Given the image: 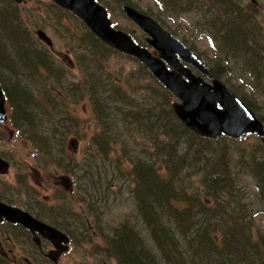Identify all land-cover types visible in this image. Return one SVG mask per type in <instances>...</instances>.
I'll list each match as a JSON object with an SVG mask.
<instances>
[{
	"label": "trees",
	"instance_id": "1",
	"mask_svg": "<svg viewBox=\"0 0 264 264\" xmlns=\"http://www.w3.org/2000/svg\"><path fill=\"white\" fill-rule=\"evenodd\" d=\"M119 2V5L128 4L136 8L126 0ZM155 2H159V9L165 6L173 11L174 7H178L182 13L200 12L201 18L209 15L211 21H207L210 24L206 26L210 32L198 33L209 36L211 43L215 37H220L226 51L233 58L242 60L238 63L234 59L236 66L241 69L244 60L246 69H241L243 73H248L255 81L264 79V41L257 43L253 39L250 29L253 13L249 11V6L242 12L232 0ZM155 17L158 18V15ZM0 33H5L9 43L18 50L17 53L0 52V65L6 67L8 73V81L4 82L0 77V86L6 99L9 126L15 128L20 136L21 126L34 125L36 120L24 108L34 105L30 99L33 92L23 89L28 81H43L44 97L52 105H64L69 101V104L78 106L80 101L76 97L79 96L90 108L93 126L97 130L92 134L91 146L101 160H95L97 163L85 173L87 179L83 177V180L77 176L73 164L67 163L66 168H62L67 175H72L74 184L80 183L81 179L85 185L81 188V200L88 211H97L99 201L108 204L109 195L115 197L110 183H104L108 176L106 170L111 167L113 172L120 167V163L127 165L126 170L121 172L118 169L116 173L122 177L124 187L132 197L136 216L134 221L124 220L112 227L103 247L108 259L116 264H264V230L254 225L248 193L236 186L234 168L238 167L243 172L241 166L246 164L237 159L238 165L232 167L226 145H215L188 131L173 113V97L144 67L139 65L141 70L135 79L147 74L158 87L153 92L145 88L142 101L136 104L129 100L120 76L108 73L107 67L101 63L106 56L117 52L104 46L87 30L84 32L86 38H78L77 43L71 46L75 52L79 46H85L76 55L75 67L78 63L81 74L77 83H60L64 74L62 66L55 64L43 45L39 44L41 49L37 47L38 44L34 43L16 14L11 21H0ZM4 43L0 38V48L4 47ZM19 62L23 66L19 67V74L25 76V81L16 72ZM220 66V63L214 62L210 68L217 79L224 74V67ZM234 94L264 126V113L258 114L247 98ZM46 120L57 119L48 113ZM127 131L142 136L145 147L133 148L126 137ZM30 135L40 138L36 131H31ZM220 141L229 142L225 138L215 142ZM229 143L238 145L240 142ZM42 145L45 152L43 162L46 158L51 161L49 157L53 156V162L58 165L60 159L53 155L52 144L45 136ZM259 145L263 149L261 160L246 167L255 180L254 197L261 201L264 215V142ZM35 149L38 151V147ZM109 154H113L109 160L111 164L106 163ZM92 158L90 155L89 159ZM192 180H195V185ZM100 183L101 191L97 188ZM122 189L119 188L120 193ZM56 214L62 215V212L59 210ZM0 264L13 263L0 257Z\"/></svg>",
	"mask_w": 264,
	"mask_h": 264
},
{
	"label": "rangeland",
	"instance_id": "2",
	"mask_svg": "<svg viewBox=\"0 0 264 264\" xmlns=\"http://www.w3.org/2000/svg\"><path fill=\"white\" fill-rule=\"evenodd\" d=\"M97 1L107 9L109 18L115 28L134 35L137 41H143L144 35L123 14L121 9L124 4L119 5L120 0ZM126 1L134 5L140 12H147L162 28L189 47L195 55L205 62L209 69L213 67L214 62L220 63L222 65L220 67H224V74L219 81L233 93L247 98L258 114L264 113V79L255 81L248 73H243L241 69H246L244 60L241 69L236 66L233 60L235 59L238 63H241L242 60L239 57L233 58L231 53L226 51L220 37H215L213 43H211L204 34L198 33L210 32L206 26L210 24L207 21H211L209 15L201 18L200 12L193 10L182 13L178 7H174L175 10L173 11L168 10L165 6L159 9L160 6L157 5L159 2L156 3L155 0ZM232 3L238 9L241 8L242 12L243 9L248 10L249 6V11L253 13L250 24L253 39L257 43H260L261 40L264 41V0H232ZM59 10L51 4L50 0H29L23 5H16L11 0H0V21H11L12 16L16 14L20 19V23L30 32L34 43L38 44L39 49H41V45H39L40 43L35 39L33 33L38 29L45 32L53 43V51L60 56H52L55 64L61 65L64 71L60 83L65 81L67 83H77L78 77L81 75L78 71V63L76 67L72 68V66H68V61H70L69 65L76 64V55L81 53L82 47L85 46H79L77 52L72 50L71 46L77 43L78 38H86L84 32L87 29L70 13ZM155 15H158V18ZM0 38L5 42L4 47L0 48V52H18L17 48L9 43L8 36L5 33H0ZM67 55L68 58L62 61V57ZM101 63L107 67L108 73L120 76V82L123 84V89L128 92L129 100L136 104L142 101L145 88H148L149 92L157 90V84L149 75L143 74L140 79H135L138 78L141 70L135 59L115 53L106 56ZM3 67L0 65V77L6 82L8 81V73L6 67ZM19 67L23 68L21 62H19V66L16 65L17 74L20 72ZM23 72L26 73L25 70ZM18 76L21 80H26L23 74ZM110 77L113 78L112 75ZM23 89L28 93L30 90L33 92V95H29L34 105L29 104L28 107L24 108L29 111L30 116H35L36 120L34 125H27L26 128L23 125L21 126V136H18V133L14 131L15 128H10L7 124L0 125V155L12 164L9 173L4 177L0 176V193L11 199V202L8 201L11 205L19 206V208L24 207L44 222L50 224L53 221L59 223L60 228L63 230H68L72 236V243L69 246V251L59 259L58 264H116L104 255V240L111 233L112 227L117 226L124 220L134 221L136 216L132 197L126 191L122 177L117 174L118 169L121 172L126 170V163L125 165L120 163V167H117L113 172L111 167L106 170L108 176H106L104 183H110L115 197L111 198L109 195L108 204L101 201L97 202V211H88L85 203L81 200L83 198L81 188L85 186L81 179L80 183H73L72 193L68 192L66 198L63 197L61 195L60 177L68 175L72 177L71 174L67 175L62 169L66 168L67 163L73 164L77 176H80L83 180V177L87 179L85 173L90 171L97 161L101 160L99 155L94 153L91 146L92 134L97 133V130L95 131L93 126L90 108L79 96L76 97L80 101L78 106L69 104V101L64 105L50 104L48 99L44 97L46 94H43V81H28V85H24ZM53 104L56 103L53 102ZM48 113L50 117L57 120H46ZM55 123H57L56 126ZM31 131L38 132L40 138L31 137ZM58 134L63 136H57ZM43 136L46 137V140H50L53 155L60 160L57 165L53 162L55 159H53V156L49 157L51 161L45 157L43 173H40L41 170L38 167L40 164H37L39 162L37 160L41 158L40 147L42 150L44 149V146L42 148ZM30 137L38 146L33 144ZM126 137L133 148L145 147V143H142V136L127 131ZM215 141H212L215 145L227 146L226 151L232 167L238 165L237 159H242L246 165H256L257 161L261 160L260 155L263 149L259 145L258 138L254 136H247L238 145L226 141L218 143ZM34 147H38V151ZM109 147L113 148L112 145H109ZM99 148L104 150L103 147L99 146ZM43 153L45 154L44 151ZM90 155L93 156L92 159H89ZM112 157L113 154H109L106 163L111 164L109 160ZM246 165L241 166L243 172L238 167L234 168L236 186L241 188L243 192L248 193L250 212L254 214V225L264 230L262 204L254 197L255 180L246 174L249 173ZM114 172H117L116 175L111 176ZM41 183H43V190L41 189ZM192 184L195 185V180H192ZM97 188L101 191L102 183ZM113 188L118 189L113 190ZM119 188H123L122 193L119 192ZM58 205L63 208L56 210L55 213L60 210L62 216L66 217L64 220L52 215V210L57 209ZM7 231L8 228L0 226V235ZM12 232L11 236L13 237L20 235L18 229ZM20 236H24V234ZM16 239H20V241ZM14 241V244H17L15 250H23L24 253L28 254V256H24L29 259L33 258L35 264H49L41 257L33 256L35 248L30 246L26 239L15 237Z\"/></svg>",
	"mask_w": 264,
	"mask_h": 264
},
{
	"label": "water",
	"instance_id": "3",
	"mask_svg": "<svg viewBox=\"0 0 264 264\" xmlns=\"http://www.w3.org/2000/svg\"><path fill=\"white\" fill-rule=\"evenodd\" d=\"M16 4L26 0H12ZM59 8L70 12L82 22L90 32L106 46L131 56L140 62L154 78L167 89L177 102L172 108L177 119L193 134L206 139H214L221 134L238 140L246 135L264 140V127L253 112L223 84L213 78L201 61L181 41L163 30L152 18L129 6H124L126 17L143 33L148 35L146 42L156 52L152 56L147 49L136 45L131 38L111 28L107 12L94 0H51ZM36 38L50 49L51 39L42 31L34 32ZM179 59L199 71L211 80L205 83L201 77H195L184 68ZM171 68V71L166 66ZM7 120L5 98L0 87V124ZM9 164L0 157V175L7 173ZM65 191H69L71 183L68 178H60ZM20 224L32 235L39 233L49 240L55 252L47 257L57 264L58 257L67 252L69 240L67 236L51 228L29 214L0 203V221ZM37 239L33 238L36 242Z\"/></svg>",
	"mask_w": 264,
	"mask_h": 264
},
{
	"label": "flooded vegetation",
	"instance_id": "4",
	"mask_svg": "<svg viewBox=\"0 0 264 264\" xmlns=\"http://www.w3.org/2000/svg\"><path fill=\"white\" fill-rule=\"evenodd\" d=\"M42 148H43V145H42ZM40 155H41V158L39 160H37V161H39V162H37V164H40V170H41L40 173H43V150H42V153ZM41 189L43 190V183H41ZM61 195L66 198V194L61 192ZM8 201L11 202V199H9L8 197H6L5 195H2L0 193V203H3L5 205H11ZM42 203H43V201H42ZM11 206H13V205H11ZM14 207L19 208V206H14ZM21 208H20L21 210L24 209L23 211L29 212L24 207H21ZM60 208H62V207H60L58 205L57 209L52 210V212H53L52 215H54V217H58V218H61V219L64 220V219H66V217H63L60 214H56L57 212L55 213V211L60 209ZM32 216L34 218L38 219L41 223H44V224H46V225H48L50 227H53V228H55L58 231H61V232H64V233L66 232L65 234H66V236H67V238L69 240V246H70V244L72 243V240H71L72 236H69L67 234L68 231L66 229L63 230L62 228H60L59 223L57 224V223L51 221L50 224H49L47 222H44L42 219H39V217L37 215L36 216L32 215ZM0 226H4L5 228H8L7 232H4V233H2L0 235V252L3 254L4 257H7V258L11 259L12 262L20 261V262H23V263H30L33 260V258L29 259L28 257L24 256V255L28 256V254L24 253L23 250H17V251L15 250V248L17 247V244H14V242L16 240L20 241V239H16L14 241V238L15 237H21L23 239H26L28 244L35 248V251L33 252V256L41 257L45 262L51 264V261L47 258V256L50 255L51 252H55V250L53 248V245L47 239L43 238L39 234L32 235L29 230H27L26 228H24L20 224H10V223H7L5 221H0ZM16 229H18L20 235L24 234V236H20V235L15 236V237L11 236L12 233H13L12 231L16 230ZM33 237L35 239H37L36 242L34 241V243L32 242L33 241ZM66 253L61 254L58 257V261ZM19 256H21V257H19Z\"/></svg>",
	"mask_w": 264,
	"mask_h": 264
}]
</instances>
